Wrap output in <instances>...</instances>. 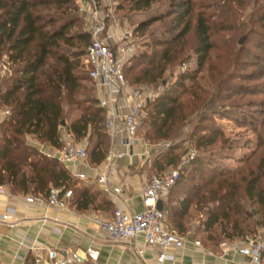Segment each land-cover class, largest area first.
Wrapping results in <instances>:
<instances>
[{"label": "trees", "instance_id": "16d2710c", "mask_svg": "<svg viewBox=\"0 0 264 264\" xmlns=\"http://www.w3.org/2000/svg\"><path fill=\"white\" fill-rule=\"evenodd\" d=\"M73 1L0 0V61L7 57L12 69L11 74L0 83V105L10 109L8 116L0 123V184L13 193L45 197L54 186L72 189V204L78 210L107 208L110 201L106 194L82 184L67 165L41 153L28 142L29 137H34L61 149L65 146L62 132L66 129L75 140H88L87 149L93 165H100L110 150L107 111L100 104L95 83L85 64L91 34L72 33L78 20L68 13ZM156 1L136 0L134 9L144 10ZM207 1L173 0V10L168 17L175 15L173 22L176 29L181 30L173 40L158 43L166 47L163 51L155 49L151 54H142L137 58V63L129 68L134 73L137 67H141L133 74L131 84L127 79L130 86L158 85L162 82L168 65L178 57L172 44L190 33L192 17L195 18L194 52L198 56V69L180 72L172 86L148 103L145 118L148 139L180 137V132L190 124L191 115L203 107L207 108L209 101L204 97L207 91L196 80L215 48L212 35L219 31L236 30L232 21L240 10H245L249 5L247 0H211V4ZM51 6H55L56 11L61 10V16L42 11ZM216 8L221 9L222 20L219 23L213 21L210 12V9ZM261 19L264 20V14ZM152 21L143 22L137 31L144 32ZM125 75L127 78L126 70ZM262 76L264 66L262 73L255 77L259 79ZM88 80L92 82L91 88L85 84ZM188 83L193 85L188 86ZM186 94H189V98L182 100ZM65 103L80 110L79 117L70 124L66 122ZM208 115L204 116V121L212 120ZM215 115L234 120L240 126L252 127L258 137V149L242 161L245 167L229 171H222L200 157L194 158L192 161L197 166V172L206 165L212 168L213 174L206 181L203 171L199 182H189L186 186L184 171L181 172L180 180L170 191L169 214L177 231H183L191 208L203 210L206 215L202 223L204 239L218 246L224 241L232 242L249 236V229L242 221L245 215L252 217L253 212L246 209L244 201L258 206L255 213L261 215L264 222V132H257L256 120L247 118L244 112L238 115L220 108L213 112ZM204 121L199 124L202 132L197 134V126V131L193 130L191 135L198 149L212 147L224 137L218 128L211 132V129L204 127ZM177 150V147H171L163 160L153 164L152 169L157 175L166 172V167L179 165L182 155ZM209 204L215 205L210 207ZM219 226L220 229L217 228ZM25 264H34L33 255H29Z\"/></svg>", "mask_w": 264, "mask_h": 264}, {"label": "rangeland", "instance_id": "374dc122", "mask_svg": "<svg viewBox=\"0 0 264 264\" xmlns=\"http://www.w3.org/2000/svg\"><path fill=\"white\" fill-rule=\"evenodd\" d=\"M200 1L194 0L196 3ZM135 2L136 0H96L94 3L93 0H74L68 12L78 19L72 33H89L92 41V31L98 16L99 19L107 23L109 33L114 35L113 49L119 50V53L121 52L120 48L121 50L123 48L131 49L130 55L124 58L127 79L130 84L133 74L141 68L137 67L134 73L129 71V68L137 63V58L142 54H151L155 49L163 51L166 47L159 46L158 43L164 40H173L181 30L180 28L177 30L175 27V22H173L175 15L168 17L173 10V0H158L150 7L140 11L134 9ZM207 2L213 3L211 0ZM247 3L249 5L246 6V9L240 10L232 21L233 26L237 28L236 30L213 33L212 41L215 43V48L211 51L209 59L197 75L196 80L207 91L204 97L209 103L207 108L203 107L191 115L190 124L185 127L183 132H180V137L174 139L153 137L148 139V123L145 122L146 107L149 102L157 99L154 94H162L172 86L180 72H184L183 68L186 67L185 70L190 72L198 69V56L194 52L196 45L195 18L192 17L190 33L183 40L172 44L178 53V57L175 62L168 65L162 82L160 81L158 85L141 84L137 87L131 85L132 88H138L142 91L144 96L149 99L144 106V124L137 136L139 140L152 148L145 155L147 165L150 163V168H153V164L157 160H163L164 154L171 147H177L176 152L182 155L181 161L177 166L166 167V171L175 168L181 169V172L184 171L186 186L189 182H199L202 179L201 173L203 171L206 181L213 174L212 168L206 165L197 172L195 162L191 161L189 164H184V159L191 150L196 152L195 160L200 157L204 162H210L222 171H229L241 166L245 167L242 161L252 156L253 152L258 149V137L252 127L240 126L236 121L222 118L219 115L213 116L216 109L224 108L238 115L240 112H244L247 118L256 120L257 132H264V76L259 79L255 77L262 73L264 66V20H260L264 14V0H257L256 2L247 0ZM235 7L238 8L237 5ZM220 10L217 8L210 9L214 22H221ZM42 11L45 14L56 16H61L62 13L61 10L56 11L55 6L47 7ZM145 21H152V23L144 32L137 31L138 27ZM243 37H246V40L244 44H240ZM120 55L123 57L122 53ZM11 72V65L8 58L5 57L0 61V83ZM85 84L88 88L92 87L90 80L86 81ZM188 84V86L193 85ZM188 98L189 94H186L182 100ZM8 110L10 111V109ZM65 110L68 124L80 115L77 106L70 107L65 103ZM207 114L212 120L204 121V116ZM201 121H204L203 126L211 129V132L214 128H218L224 133L223 139H219L216 145L206 149H198L194 140L191 139L192 131L196 130L197 126V134L202 132L200 131L201 126H199ZM63 132H67V130L63 129ZM30 138L35 142L34 137ZM75 141L87 148L89 146L86 138L72 140V142ZM151 170L153 175L157 174L153 169ZM243 203L249 212H253L252 217L245 215L243 218L245 220L242 221L244 226L249 229L247 235L264 238V222L261 215L255 213L258 206L249 201ZM214 205L209 204L210 207H214ZM107 209L110 213L115 211V208L111 206H108ZM190 217H192L194 227H197L199 226L198 223L204 222L206 215L203 210L195 208L191 211ZM217 228L220 229V226Z\"/></svg>", "mask_w": 264, "mask_h": 264}, {"label": "built area", "instance_id": "2783aa9c", "mask_svg": "<svg viewBox=\"0 0 264 264\" xmlns=\"http://www.w3.org/2000/svg\"><path fill=\"white\" fill-rule=\"evenodd\" d=\"M94 3L96 0H93ZM96 8V5H94ZM83 7V6H82ZM96 25L92 31V41L87 49L85 64L90 78L96 87H103L107 92V98L100 99L101 106L107 111L106 129L109 132L112 146L106 159L100 165H93L89 159V152L85 145L71 142L59 149L58 153H47L49 157L57 158L65 165L85 164L95 170V181L100 190L109 198L115 199L123 192L122 186L115 185L114 174L119 161L125 153L114 150L116 138L126 133L122 140L127 147L134 145L138 133L144 124V106L148 97L139 89L127 93L130 87L125 75V56L130 55L131 49H113L114 35L108 31L107 23L96 18ZM183 68V70H185ZM156 98L160 93L154 94ZM196 157V152L191 150L184 164H189ZM76 179L86 181L89 179L86 173H79ZM181 178V169L175 168L161 175H153L142 192V204L144 209L139 212H130L117 207L110 219H97L100 228L105 231L112 240L124 241L135 246L137 238L142 237L146 244L162 248L159 261L164 262L169 258L166 251L170 248H183L185 238L175 229H171L167 223L165 211L159 209V202L166 197L171 189ZM6 186L0 184V195L7 194ZM74 192L72 189L51 187L48 195L41 196L29 194L26 201L29 205L45 204L49 209L63 210L72 204ZM9 214H4L2 220L7 222ZM28 246L33 255L34 264H83L88 258H96L98 252L89 248L86 256L77 250L47 246L38 241L32 243L23 242ZM201 245L200 241H196ZM224 255L231 252L245 257L244 264H263L264 262V238L247 236L244 239L227 241L221 244ZM139 258H143L144 251L136 250ZM123 264V263H120ZM138 264H144L139 262Z\"/></svg>", "mask_w": 264, "mask_h": 264}, {"label": "crops", "instance_id": "0c3cea01", "mask_svg": "<svg viewBox=\"0 0 264 264\" xmlns=\"http://www.w3.org/2000/svg\"><path fill=\"white\" fill-rule=\"evenodd\" d=\"M135 89L138 88L130 86L127 93H131ZM96 93L99 99L108 96L103 87H96ZM9 113L8 109L0 105V123ZM62 133L65 145L74 140L71 133ZM124 137H126V133L118 136L113 145L115 151L125 153L114 174L115 185L122 186L123 192L118 198L108 197V199L110 206L115 209L121 207L130 212H139L144 209L141 200L143 189L153 175L150 163L147 165L145 156L152 148L144 144L138 137L134 145L129 148L122 142ZM28 142L43 154L56 155L59 151L58 148L42 143L36 138L34 142L29 137ZM67 167L74 177L79 173H86L89 179L80 182L100 190V186L95 181V170L85 164L67 165ZM170 195L169 193L161 201L163 210L167 214L169 227L177 230L169 214ZM27 196L28 194H17L10 190L7 194L0 195V264H25L32 253L23 242L32 243L35 240L51 247L77 250L83 256H86L89 248L95 249L98 256L88 258L83 264H138L139 262L144 264H244L245 261L244 256L235 252L225 256L221 246L223 242L218 246L211 242H205L204 227L201 223L194 227L190 214L185 218L186 229L178 231L185 238V246L168 249L166 253L169 258L160 262L161 247L146 244L145 240L139 237L135 241V246L131 248V245L124 241L112 240L100 228L97 219H110L114 214V212L110 213L107 208L78 210L74 204H71L63 210L49 209L45 204L29 205L26 201ZM194 209L195 207H192L190 213ZM7 213L10 218L5 222L2 217ZM196 241H200L201 245H197ZM139 249L144 251L143 258H139L136 252Z\"/></svg>", "mask_w": 264, "mask_h": 264}, {"label": "water", "instance_id": "95a60500", "mask_svg": "<svg viewBox=\"0 0 264 264\" xmlns=\"http://www.w3.org/2000/svg\"><path fill=\"white\" fill-rule=\"evenodd\" d=\"M245 40H246V37H243L240 40V44H244ZM159 209H161V210L163 209V203H162V201L159 202Z\"/></svg>", "mask_w": 264, "mask_h": 264}]
</instances>
